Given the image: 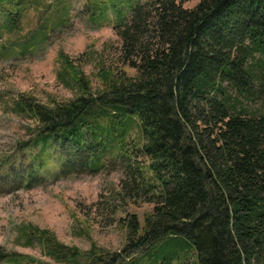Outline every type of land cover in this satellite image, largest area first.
<instances>
[{
  "label": "trees",
  "instance_id": "trees-1",
  "mask_svg": "<svg viewBox=\"0 0 264 264\" xmlns=\"http://www.w3.org/2000/svg\"><path fill=\"white\" fill-rule=\"evenodd\" d=\"M10 1L3 18L14 27L25 1ZM186 1H90L91 18L113 10L121 36V61L100 59L102 87L93 91L62 51L59 76L79 90L72 99H13L15 113L34 121L41 161L54 146L58 173L95 170L115 144V197L152 204L144 226L136 213L127 219L129 241L111 256L47 236L59 262L132 264L160 252L171 264L194 249L196 264H264V0ZM16 257L0 249L1 261Z\"/></svg>",
  "mask_w": 264,
  "mask_h": 264
},
{
  "label": "rangeland",
  "instance_id": "rangeland-1",
  "mask_svg": "<svg viewBox=\"0 0 264 264\" xmlns=\"http://www.w3.org/2000/svg\"><path fill=\"white\" fill-rule=\"evenodd\" d=\"M24 1L16 26L11 27L3 17L15 5L0 0V249L17 252L16 258L0 260V264H67L47 250L49 235L84 253L95 246L104 257L111 256L129 241L127 219L136 213L144 226L152 210L149 202L115 197L113 191L123 176L116 145L108 146L95 170L60 174L57 165L62 151L52 146L47 160L41 161L37 157L40 145L32 144L34 121L15 113L11 106L20 93L51 102L67 101L79 92L59 76L62 64L57 58L62 51L80 63L93 91L102 87L98 78L101 61H121L116 53L121 36L113 27L114 12L109 9L105 18H91L93 0ZM196 1L184 4L192 6ZM131 133L138 135L135 130ZM33 171L36 177L30 176ZM28 224L49 231L33 234ZM126 260L118 256L116 263L126 264ZM86 264L98 262L91 258ZM132 264L164 263L158 252ZM171 264H196L195 250L183 262L176 258Z\"/></svg>",
  "mask_w": 264,
  "mask_h": 264
}]
</instances>
